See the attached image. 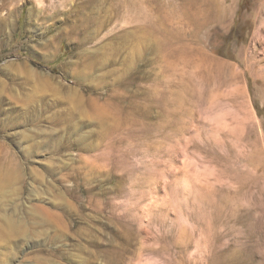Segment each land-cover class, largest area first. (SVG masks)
Instances as JSON below:
<instances>
[{"label":"rangeland","instance_id":"374dc122","mask_svg":"<svg viewBox=\"0 0 264 264\" xmlns=\"http://www.w3.org/2000/svg\"><path fill=\"white\" fill-rule=\"evenodd\" d=\"M0 264H264V0H0Z\"/></svg>","mask_w":264,"mask_h":264},{"label":"bare ground","instance_id":"6f19581e","mask_svg":"<svg viewBox=\"0 0 264 264\" xmlns=\"http://www.w3.org/2000/svg\"><path fill=\"white\" fill-rule=\"evenodd\" d=\"M4 23H5L7 26L10 25V24H11V22H10V18H6Z\"/></svg>","mask_w":264,"mask_h":264}]
</instances>
